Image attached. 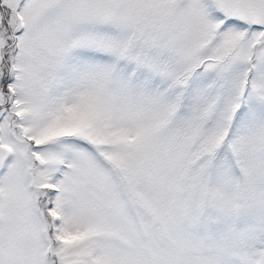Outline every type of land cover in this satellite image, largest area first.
Here are the masks:
<instances>
[{
	"label": "snow or ice",
	"instance_id": "6c2138e0",
	"mask_svg": "<svg viewBox=\"0 0 264 264\" xmlns=\"http://www.w3.org/2000/svg\"><path fill=\"white\" fill-rule=\"evenodd\" d=\"M0 264H264V0H0Z\"/></svg>",
	"mask_w": 264,
	"mask_h": 264
}]
</instances>
